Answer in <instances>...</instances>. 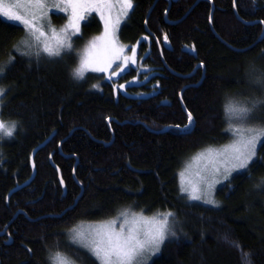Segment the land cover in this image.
Masks as SVG:
<instances>
[{
    "label": "trees",
    "instance_id": "16d2710c",
    "mask_svg": "<svg viewBox=\"0 0 264 264\" xmlns=\"http://www.w3.org/2000/svg\"><path fill=\"white\" fill-rule=\"evenodd\" d=\"M155 1L132 0L118 40L136 43L141 68L116 83L75 79L73 55H25L23 28L0 22V121L15 123L11 137L0 134V264H52L56 252L99 264L67 232L123 210L173 213L147 264H245L242 253L264 264V140L244 171L215 188L214 203L188 201L178 183L191 156L231 140L226 103L243 101L264 71V0L192 9L197 0ZM100 32L90 16L78 41Z\"/></svg>",
    "mask_w": 264,
    "mask_h": 264
},
{
    "label": "rangeland",
    "instance_id": "374dc122",
    "mask_svg": "<svg viewBox=\"0 0 264 264\" xmlns=\"http://www.w3.org/2000/svg\"><path fill=\"white\" fill-rule=\"evenodd\" d=\"M54 3H59V0H43L44 7L41 8L39 5H37L34 2H30V0H3V3L0 4V8L7 9L12 14H18L21 15L23 19L33 20L34 17L37 19L35 20L36 26L39 28L42 27V31L45 32L44 36H41L39 40H36L34 37L26 35L23 37L24 41L27 39L29 41L28 44L20 43L21 51L33 58L40 55H47L49 56L43 49L45 44H48L49 46L55 47L56 46V37L53 35V33L49 30L48 24L50 21L51 27L56 30V32H59L61 28H63L65 25L69 23V18L71 16L72 9L71 7H68L67 11H59L58 9L53 7ZM61 7H64V5H61ZM95 7L98 10L93 11L92 8ZM125 5L123 4L122 0H108L107 3L104 4H98V5H89L85 7L84 5L77 6V12L79 15L83 17V19L78 21L79 25V32L76 36L72 38V44H73V50H61V55L57 58L65 59L66 57H69L70 55H73L76 60V67L77 68L80 65L81 62V56L83 54V50L85 47L89 44L90 41H92L95 37L102 36L105 32V21L108 20V31H109V39L113 40L114 43H108L106 41H98L96 47L91 48L90 51L87 53V59L92 67H104L105 71L99 72V71H92L91 68L86 70V74H98L103 75L106 81H115L124 75L127 71L130 69H140V59L136 53L137 51V45L134 46H126L121 43H119L118 40V32L120 30L121 25H123L125 19L127 18L128 14L130 13L131 9H127V15H124L123 12L125 11ZM53 15L61 16L65 18V22L60 25L56 26L53 24L52 18ZM90 16H95L100 24H101V32L98 35H95L91 37L88 41L85 43H80L78 41V37L81 32V26L82 24L89 18ZM104 17L102 19L101 17ZM42 17V18H41ZM110 17V20H109ZM6 22H9L6 17L2 18ZM119 21V23H117ZM11 24L19 25L23 29L26 27L23 24H20L19 22H9ZM36 35H39L37 32ZM126 46V47H125ZM121 48H124V51H120ZM116 65H119V67H116ZM113 69H115L116 73L118 75H113ZM124 69V71H121ZM109 76H111V79H109ZM253 76L251 75V78ZM262 81V82H258ZM136 80L131 81L130 83H135ZM115 83H113L115 85ZM129 83V84H130ZM137 83V82H136ZM251 89L247 92L246 97L243 99V101L235 100V102L228 101L226 103V106L231 102L233 105L237 107H243L248 108L250 111L247 113H236L235 115L226 114L227 116V123L228 127L230 128H252V129H264L263 126L259 125V120L261 118H264V103H261V101H264V71L261 73V75H255L251 82ZM257 89L258 92H254L253 90ZM225 106V109H226ZM231 133V140L224 146L214 149L216 152H220L225 146L230 145L234 142L236 137ZM259 145V144H258ZM257 145V147H258ZM256 147V149H257ZM201 153H204L203 156H200ZM235 153H226L224 155H218L213 154L209 156L205 150H202L200 152H197L191 158L185 162L183 167L178 173V183L179 188L181 191V188H187L188 191H181V193L188 199L190 202H198L201 204H210L206 203L207 200L211 199L213 200L212 196L214 194L215 188L223 182L227 177H230L234 175L235 173L244 171L246 167H248L249 163L255 158L252 157L251 160L247 162V166L245 168H239V161L236 160ZM256 155V154H255ZM197 157H200L197 159ZM243 158V157H242ZM183 172L184 176L181 177L180 173ZM230 172V174H229ZM181 179V180H180ZM196 190V194L200 196L199 200H193L190 199V194L192 193V190ZM127 212L129 214V219L131 218L132 214L141 215L147 218L157 217L158 219H162V215H156V216H148L143 215L138 212H134L132 210H123L120 213H118L114 218L101 221L98 223H85V224H79L74 228H78L85 231V234L92 232V229L98 227L101 224H104L105 222L116 220V231H119L121 223H123L124 217L121 215L123 212ZM174 226L173 218L170 216L168 218V229L165 233V239L162 243L158 246V251H155L154 254L151 251V246H147L146 249L142 252L140 256L137 257V260L142 259V264H147L148 261H150L156 254H158L162 244L165 242L168 233L171 232L172 228ZM129 225H125V234H127ZM138 229L140 230V238L143 239V232L146 230L147 227H150V225H145L143 222H141L138 226ZM73 228V229H74ZM73 233L72 229L67 232V240L74 244L75 246L85 250L87 253H89L94 259L101 264V261L98 260L95 255H93L87 248H84L78 243L73 242L72 239ZM75 264V262H73ZM133 264H136V261H133Z\"/></svg>",
    "mask_w": 264,
    "mask_h": 264
},
{
    "label": "snow or ice",
    "instance_id": "6c2138e0",
    "mask_svg": "<svg viewBox=\"0 0 264 264\" xmlns=\"http://www.w3.org/2000/svg\"><path fill=\"white\" fill-rule=\"evenodd\" d=\"M39 5L41 8L44 7L43 0H30ZM108 0H59V3H54L53 7L59 11H67L68 7H71L72 12L69 18V23L60 29L59 32H56L54 28L51 27L50 21L48 24L49 30L56 37V46L52 47L48 44H45L44 51L49 56H60L61 50H73L72 38L76 36L79 32L78 21L83 19L81 15L77 12V6L84 5L85 7L89 5H98L107 3ZM123 4L126 6L124 15H127V9L133 7L132 0H122ZM3 3V0H0V4ZM64 5V7H61ZM93 11L98 9L93 7ZM3 17H6L9 22H19L20 24L25 25L23 29L26 32V35L34 37L36 40H39L41 36L45 35V32L42 31V27H37L34 17L33 20L23 19L21 15L12 14L7 9L0 8V22L3 21ZM42 18V17H41ZM104 19V17H101ZM110 20V17H109ZM119 23V21H117ZM39 35H36V33ZM108 31V20L105 21V32L102 36L95 37L83 50L81 56L80 65L73 70V77L77 80L83 79L85 76L86 70L91 68L92 71H105L104 67H92L87 59V53L91 48L96 47L98 41H106L108 43H114L113 40L109 39ZM167 39V37H165ZM24 44H28L29 41L25 39L22 41ZM126 47V46H125ZM120 51H124V48H121ZM11 60L9 61V63ZM119 67V65H116ZM4 68L0 66V74H2ZM121 71H124L122 69ZM113 75H118L115 69H113ZM111 79V76H109ZM262 82V81H258ZM5 90L0 88V96H3ZM264 103V101H261ZM226 113L235 115L236 113H247L250 110L248 108L237 107L231 102L226 106ZM189 121L191 122V116L189 115ZM15 130V123H12L11 126L6 125L5 122L0 121V134L11 137L13 131ZM229 131L233 133L236 137L234 142L230 145L225 146L220 152L212 148L206 149V152L209 156L215 154L224 155L226 153H235V159L239 161V168H245L247 162L251 160L252 157L256 154V147L262 140H264V129H242V128H230ZM2 138V137H0ZM204 153H201L200 156H203ZM243 157V158H242ZM200 157H197L199 159ZM230 174V172H229ZM180 176L183 177L184 173L181 172ZM227 179V175L225 176ZM181 191H188L187 188L182 187ZM190 199L199 200L200 196L196 194V190L193 189L190 194ZM206 203H214L211 199L207 200ZM124 217L123 223L120 225L119 231H116L115 225L116 220H111L105 222L104 224L99 225L98 227L92 229V232L85 234L84 230L74 228L72 229V239L73 242L80 244L84 248H87L95 257L101 261V264H133V261H136V264H142V259L137 260V257L142 254L147 246H151V251H158V246L165 239V233L168 229V218L173 216V213L168 212L162 215V219L157 217L147 218L141 215L132 214L129 219V214L127 212L121 213ZM143 222L145 225H150L143 232V239L140 238V230L138 225ZM125 225H129L127 234H125ZM235 246V245H234ZM247 253H242L245 264H250V261L247 260ZM52 264H73V262L60 252L54 253L50 257Z\"/></svg>",
    "mask_w": 264,
    "mask_h": 264
},
{
    "label": "water",
    "instance_id": "95a60500",
    "mask_svg": "<svg viewBox=\"0 0 264 264\" xmlns=\"http://www.w3.org/2000/svg\"><path fill=\"white\" fill-rule=\"evenodd\" d=\"M157 1V0H156ZM155 1V2H156ZM199 1H201V0H197L195 3H194V5L191 7V9L199 2ZM168 2H169V0H168ZM152 9V8H151ZM212 12H213V7L211 8V14L210 15H212ZM149 13H150V11L148 12V15H149ZM144 25H145V28H146V21H145V23H144ZM263 34H264V30H263V33H262V35H261V37L263 36ZM185 89V88H184ZM183 89V90H184ZM181 95V94H180ZM49 160H50V164H51V166L57 171V174H58V179H59V182L60 183H62V180H61V174H60V171L58 170V168L53 164V162L51 161V157L49 158Z\"/></svg>",
    "mask_w": 264,
    "mask_h": 264
},
{
    "label": "flooded vegetation",
    "instance_id": "af4514ba",
    "mask_svg": "<svg viewBox=\"0 0 264 264\" xmlns=\"http://www.w3.org/2000/svg\"><path fill=\"white\" fill-rule=\"evenodd\" d=\"M177 0H169V2H168V6L170 7V4L172 3V2H176ZM129 15V14H128ZM128 17V16H127Z\"/></svg>",
    "mask_w": 264,
    "mask_h": 264
},
{
    "label": "bare ground",
    "instance_id": "6f19581e",
    "mask_svg": "<svg viewBox=\"0 0 264 264\" xmlns=\"http://www.w3.org/2000/svg\"><path fill=\"white\" fill-rule=\"evenodd\" d=\"M120 37V36H119ZM136 44V43H135ZM56 166V165H55ZM181 180V179H180ZM126 212V211H125Z\"/></svg>",
    "mask_w": 264,
    "mask_h": 264
}]
</instances>
